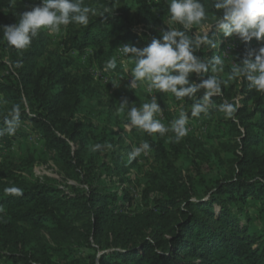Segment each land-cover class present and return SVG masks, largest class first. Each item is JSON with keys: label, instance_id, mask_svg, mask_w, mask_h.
I'll use <instances>...</instances> for the list:
<instances>
[{"label": "trees", "instance_id": "16d2710c", "mask_svg": "<svg viewBox=\"0 0 264 264\" xmlns=\"http://www.w3.org/2000/svg\"><path fill=\"white\" fill-rule=\"evenodd\" d=\"M23 1V10L10 13L0 1V27L18 22L19 14L41 2ZM201 2L207 19L185 30L170 21V0H83L95 15L89 14L87 26L71 23L63 51L67 56L90 49L101 70L118 73L123 72L119 65L107 69L106 64L119 43L147 46L160 36L164 19L168 29L190 38L203 34L207 25L216 47L195 50L209 66L206 73L189 75L198 83L215 75L214 59L229 40L237 39V62L259 48L255 38L224 37L215 27V0ZM134 7L144 12L140 29L133 27ZM47 32L41 29L28 48L17 49L0 28V128L14 105L20 109L15 134L0 135V155L32 133L60 172L57 178L29 181L14 165L0 169V264H264V92L250 88L246 78L228 80L231 68L223 64L227 76H217L221 93L210 98L207 112L224 128L218 137L224 154L213 151L205 158L199 144L190 143V159L181 167L165 145L166 133L132 126L131 104L121 112V100H100L90 75L75 71L72 60L49 49ZM204 93L201 89L182 99L171 95L195 119L207 113L191 115ZM142 96L141 89L130 87L124 98L133 103ZM225 102L236 108L232 118L220 110ZM160 106L168 111L165 98ZM123 124L131 125L132 137L150 145L149 171L144 152L130 159L133 150L120 135ZM95 145L100 147L93 150ZM172 148L175 154L181 150L173 143ZM205 161L211 167L205 168ZM10 186L23 195L7 194Z\"/></svg>", "mask_w": 264, "mask_h": 264}, {"label": "clouds", "instance_id": "9594fccd", "mask_svg": "<svg viewBox=\"0 0 264 264\" xmlns=\"http://www.w3.org/2000/svg\"><path fill=\"white\" fill-rule=\"evenodd\" d=\"M82 5L83 0H41L39 5L19 14L18 22L0 27L3 28V38L17 49H26L41 29L59 32L61 26L70 23L87 26L89 14L95 15V10ZM214 8L218 12L215 16V27L224 37L235 35L243 42H249L253 38L264 41V0H215ZM168 13L170 21L178 22L185 30L207 19L201 0H170ZM201 45L216 47L207 32L190 38L185 31L173 28L162 31L159 37H153L143 48L125 44L119 49L124 56L134 61L133 82L146 80L150 89L154 88L161 93L170 92L177 99L193 97L199 90L204 89L203 102H196L191 108V115L195 117L207 112L210 98L221 93L222 83L215 75L201 78L198 83L190 82L191 73L200 75L209 70L208 64L194 54ZM223 64L224 61L216 57L211 71H221ZM115 67L116 59L107 61V69ZM237 77L246 78L250 88L264 92V46L249 51L245 58L232 63L228 80ZM130 104L132 106L128 107L127 116L132 126L149 134L163 135L171 130L175 133L176 142L187 134L188 117L185 112L181 111L179 118L172 121L170 127L156 118L162 110L155 96L139 107L124 98L120 102V111L123 112ZM220 110L226 117L232 118L236 108L225 102L220 105ZM4 125L5 127L0 128V135L15 134L20 126L19 106L14 105L11 108L4 117ZM99 147L100 145H95L93 150ZM148 150L150 145L143 142L134 147L130 159ZM4 191L10 195H23V190L16 186L7 187Z\"/></svg>", "mask_w": 264, "mask_h": 264}, {"label": "rangeland", "instance_id": "374dc122", "mask_svg": "<svg viewBox=\"0 0 264 264\" xmlns=\"http://www.w3.org/2000/svg\"><path fill=\"white\" fill-rule=\"evenodd\" d=\"M3 4V10L5 13H10L13 11H21L25 8L23 0H0ZM32 1L34 3H37ZM34 7V6H33ZM122 7V3L116 5L117 9ZM134 17L133 27L136 29L142 28V18L144 17L143 10L137 9L134 7L131 11ZM169 20L164 19L163 25L158 28L159 34L162 31L168 29ZM73 25L70 23L67 26H61L59 32H51L47 29V37L49 40V49L56 53L58 56H62L63 58L68 57L73 62V68L75 71L80 74H89L92 79V86L97 92L100 100L106 103H117L122 100L125 96L126 91L130 87H134L136 83L137 87L141 89L143 92L142 97H138L133 101L132 104L139 107L143 103L150 102L151 97L155 96L157 99V103L160 106V101L165 98L166 104L168 105V111L164 112L161 107V114H159L156 118L159 119L166 126L170 127V124L175 119H178L181 111L186 113V110L181 106L175 104L174 98L171 93L164 92L161 93L158 90L149 88V82L144 81H136L133 82L132 77V68H134L135 64L130 57L122 55V52L119 50H113V59H116V64L123 70V72H106L101 70L98 67L96 59L94 58V54L92 50L86 51L84 54L77 52H70L67 56L63 51L64 43L68 38L70 32L72 31ZM203 33L209 31V27L207 25L202 28ZM235 39H231L227 42L226 46L222 49L221 59L224 61V64L231 68L233 62H237L238 58V49L237 42ZM126 43H119L118 48ZM130 45V44H129ZM257 47L264 46V41H257L255 44ZM101 71V72H99ZM126 71V73H125ZM219 77H226L224 71H218L214 73ZM133 82V83H132ZM133 85V86H132ZM132 106V105H131ZM104 123L105 120H102ZM110 127L113 130H118V126L115 124H110ZM186 128L188 129L187 134L182 137L178 142L175 140V133L171 130L166 133L167 138L165 141L166 147L170 150V155L173 156L175 162L182 164L187 163L190 159L188 154L186 153V147L190 143L197 142L202 152H206L205 158L208 157V153L213 151H220V154H224L221 147L218 144V137L223 133V126L218 123V119L215 114L212 112H207L204 116L200 118H188ZM31 133L28 130V134ZM132 127L129 124H123V130L120 131V135L122 137V141L125 147H130L132 150L134 147L140 146L142 142L136 140L131 136ZM34 134H29L26 138H22L16 140L11 146L10 152H4L0 155V169L6 168L8 165L12 167L16 166V172L21 174L22 177L29 181H33L35 179H42L44 177L57 178L60 175L57 166L54 164L50 154L45 150L43 142L41 139H38ZM220 140V139H219ZM172 143L178 145L181 150L177 154L174 153L172 148ZM120 153H123L122 151ZM143 153V152H142ZM147 157L145 161V169L149 171L151 169V163L153 162V158L146 153ZM205 168L211 167L206 161L203 162ZM144 169V170H145ZM133 173V172H132ZM68 182V180H67ZM71 183V182H68ZM3 264V263H1Z\"/></svg>", "mask_w": 264, "mask_h": 264}, {"label": "built area", "instance_id": "2783aa9c", "mask_svg": "<svg viewBox=\"0 0 264 264\" xmlns=\"http://www.w3.org/2000/svg\"><path fill=\"white\" fill-rule=\"evenodd\" d=\"M118 46H119V44L117 45V47H116V51L117 50H119V52H121L120 51V49L118 48ZM89 49H87L86 51H88ZM122 55H124V54H122ZM99 72H101V71H99ZM125 73H126V71H125ZM133 83V82H132ZM133 84H135V86H134V88H137V84L136 83H133ZM133 86V85H132ZM3 147V145H2V143H0V148H2ZM146 151L144 152V154L146 155Z\"/></svg>", "mask_w": 264, "mask_h": 264}]
</instances>
